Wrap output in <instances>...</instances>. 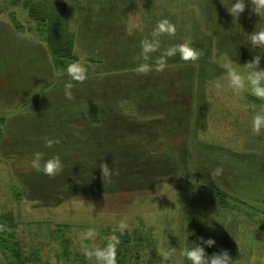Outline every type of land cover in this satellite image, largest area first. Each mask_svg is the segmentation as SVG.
<instances>
[{
    "label": "rangeland",
    "instance_id": "374dc122",
    "mask_svg": "<svg viewBox=\"0 0 264 264\" xmlns=\"http://www.w3.org/2000/svg\"><path fill=\"white\" fill-rule=\"evenodd\" d=\"M56 4L77 35L75 62L88 69L84 82L73 81L72 100L64 96L67 67L55 64L27 11L0 3V214L15 215L24 253L39 251L45 264H94L80 250L82 233L95 228L96 240L87 243L103 246L123 219L130 230L121 264H191L182 249L201 236L216 240L210 255L227 249L233 264H264V132L251 127L264 100L215 87L224 58L244 64L264 55L247 45L264 20L246 8L233 23L221 0ZM164 18L177 31L160 37L161 51L188 40L202 55L187 63L169 58L159 77L140 74L141 41ZM151 55L154 62L160 51ZM113 107L135 123L110 120ZM86 116L99 127L89 128ZM45 137L61 142L46 148ZM35 151L45 159L59 153L65 167L76 174L81 166L87 178L58 185L57 175L30 166ZM102 162L112 173L105 180ZM217 167L223 173L211 176ZM215 189L228 195L225 204ZM59 225L69 229L67 257L53 235ZM169 247L176 252L165 261L159 253ZM0 259L9 264L1 251Z\"/></svg>",
    "mask_w": 264,
    "mask_h": 264
},
{
    "label": "clouds",
    "instance_id": "9594fccd",
    "mask_svg": "<svg viewBox=\"0 0 264 264\" xmlns=\"http://www.w3.org/2000/svg\"><path fill=\"white\" fill-rule=\"evenodd\" d=\"M221 3L226 7L228 13L233 18V23L239 20L246 8L250 9V15L255 14L259 20H264V0H231L230 6L221 0ZM177 26L169 19L164 18L159 20L149 37H145L141 41V52L137 57L141 62L138 63L136 71L140 74H147L150 71L162 72L168 67V59L179 55L183 62H195L202 55L201 50L191 46V42L185 40L183 43H178L164 48L161 51L160 37L175 36ZM251 48L255 51L257 48H264V28L255 30L248 37ZM160 51V56L154 62L152 53ZM264 55L256 54L252 59L244 64H237L231 59L224 58L219 62L223 69L221 78L216 79L215 87L217 89L228 88L233 93H247L258 99L264 100V67L261 66V60ZM66 73L69 79L64 83V96L72 100L74 87L73 81L84 82L88 77L87 67L80 62L71 63L66 68ZM252 131L259 135L264 132V111H256L251 120ZM59 138L45 137L44 146L46 148L53 147L54 144H59ZM29 164L37 171H42L43 174L49 177H55L63 172L65 164L59 153L45 159V153L35 151L32 154ZM101 174L104 180L111 176V170L107 163H100ZM223 173V169L217 167L211 173V176L216 177ZM214 180V179H212ZM215 181V180H214ZM130 230V226L126 220H120L119 223L112 229V234L107 237L103 246H95L87 242H94L98 232L95 228H88L80 237V250L82 254L94 264H118L117 250L121 243V236L126 231ZM118 233V234H117ZM216 244L214 238L199 237L198 242L192 241L190 246L184 247L181 254L190 261L191 264H233V258L227 249L208 254L207 247H212ZM176 249L169 247L166 251L159 253L165 261H171L175 255Z\"/></svg>",
    "mask_w": 264,
    "mask_h": 264
},
{
    "label": "trees",
    "instance_id": "16d2710c",
    "mask_svg": "<svg viewBox=\"0 0 264 264\" xmlns=\"http://www.w3.org/2000/svg\"><path fill=\"white\" fill-rule=\"evenodd\" d=\"M2 1L3 0H0V3ZM56 1L57 2H54L53 0L52 2L50 0H10L13 6L22 7L27 11L28 20H31L32 23H35L34 30L37 32L39 38L47 45V48L53 56L55 64L58 67L61 66L66 68L69 64L74 63L76 60L74 50L76 47L77 35L76 32L71 28L70 19H68V15L65 9L56 4L61 0ZM13 19L15 20L17 28H21L22 25H19V23L16 21L15 16ZM27 30H31V28H27ZM156 72L157 71L153 72L156 74V77H159V74H165V71L157 73ZM130 76L136 75L131 74ZM112 109L113 112L108 113V118L110 120L120 119V121H125V123L127 124L135 123L133 122L134 120L126 117L125 112H121L120 109H117L115 107H113ZM86 118L89 119L88 121L93 122L87 124L89 128L97 129L99 127L98 126L97 128H95L91 126L94 124H98L100 122L99 119L94 120V118L92 117L93 119H91L90 116H86ZM114 128L116 127L114 126ZM112 131L115 132L114 130ZM94 133L95 131H92V136L88 137L91 144H93L94 140H96L97 138V136H93ZM1 139L2 131L0 130V142ZM69 168L70 166H66L63 173L57 175V178L60 181L58 185L66 188L70 187V184H73L75 181L80 184L81 181L87 178V175L83 171V168H81V166L80 168L75 169V172L79 171V174H75L74 171ZM73 174H75V177H73ZM99 180H102L101 177ZM93 181L97 180L95 179ZM212 191L214 195H216V197L220 199V202L222 204H225L227 202V194L217 189ZM90 193L91 192H84L82 196H87ZM60 198L61 195L57 197V200ZM229 199H231L230 196ZM17 225L18 223L16 221L15 215L12 212L0 214V251L4 256L6 262L9 264H45L41 259L39 251L36 250L35 252L30 253L28 256L24 253L23 249L21 248L20 239L16 234ZM67 232H69V229L66 225L57 226L55 232H53L54 237H57L62 244L63 248L61 254L64 257H67L69 255V241L66 237ZM127 242H129V239L121 236V243L117 250L118 264H121L122 261H125V257L127 256V254L124 251V245ZM83 259L84 257H81L77 259V261L81 262V260Z\"/></svg>",
    "mask_w": 264,
    "mask_h": 264
},
{
    "label": "crops",
    "instance_id": "0c3cea01",
    "mask_svg": "<svg viewBox=\"0 0 264 264\" xmlns=\"http://www.w3.org/2000/svg\"><path fill=\"white\" fill-rule=\"evenodd\" d=\"M0 261H1V259H0Z\"/></svg>",
    "mask_w": 264,
    "mask_h": 264
}]
</instances>
